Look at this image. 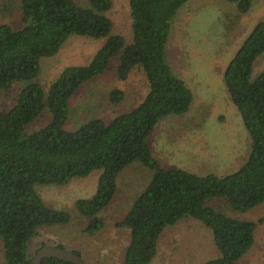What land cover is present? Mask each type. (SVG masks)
<instances>
[{
    "label": "trees",
    "instance_id": "16d2710c",
    "mask_svg": "<svg viewBox=\"0 0 264 264\" xmlns=\"http://www.w3.org/2000/svg\"><path fill=\"white\" fill-rule=\"evenodd\" d=\"M190 1L129 0L130 41L114 33L108 16L113 0H19L22 26L0 23V93L17 81L29 82L12 105L0 109V240L6 264H32L30 242L39 229L75 218L70 211L50 207L38 186L66 185L99 170L94 195L75 202L76 216L85 219L83 233L93 235L105 227L100 214L114 199L119 176L134 164L152 175L120 223L130 230L123 264H152L163 232L185 218L197 219L212 232L218 254L204 264H240L251 250L259 221L232 213L264 203V71L253 76L255 61L264 53V20L245 37L223 77L251 138L243 165L226 174L165 167L149 143L161 120L187 113L194 101L192 89L168 59L172 21ZM228 1L235 4L237 17L254 2ZM74 35L106 40L88 64L66 67L46 91L36 80L41 60L58 54ZM112 64L123 81L136 69L144 74L143 99L110 119L92 117L67 130L72 97ZM124 99L120 87L108 93L112 105ZM46 110L50 121L27 132ZM45 246L43 242L41 248ZM41 264L74 263L46 257Z\"/></svg>",
    "mask_w": 264,
    "mask_h": 264
},
{
    "label": "rangeland",
    "instance_id": "374dc122",
    "mask_svg": "<svg viewBox=\"0 0 264 264\" xmlns=\"http://www.w3.org/2000/svg\"><path fill=\"white\" fill-rule=\"evenodd\" d=\"M237 15L235 4L228 0H191L172 21L168 59L174 71L192 89L194 101L187 113L161 120L149 137L154 156L165 167H180L201 174H226L238 170L248 156L251 138L223 77L227 64L245 37L264 20V0H254L248 13ZM108 16L114 22V33L130 41L129 0H113ZM0 23L14 28L22 26L19 0H0ZM105 40L71 36L58 54L41 60L37 82L47 91L66 67L88 64ZM262 71L264 53L255 61L253 76ZM27 84L29 82L17 81L10 90L2 91L0 109L12 105L14 96ZM115 87L125 91V99L119 105L108 101V93ZM146 90V79L140 70L136 69L123 81L116 78L115 64H112L72 97L65 128L75 130L92 117L110 119L141 101ZM49 121L50 113L46 110L26 127V131H36ZM99 175L100 171L95 170L66 185L38 186L50 207L70 211L75 218L67 225L40 228L30 242L32 258L46 242L48 246L62 244L69 250L80 251L87 264H123L130 230L120 223L135 195L149 182L152 172L141 164H134L121 173L114 199L100 214L105 227L90 235L82 231L85 219L76 216L75 202L94 195ZM232 214L259 221L255 244L240 264H264V203L245 213ZM217 254L211 230L197 219L185 218L163 232L152 264H204ZM0 264H6L1 240Z\"/></svg>",
    "mask_w": 264,
    "mask_h": 264
},
{
    "label": "water",
    "instance_id": "95a60500",
    "mask_svg": "<svg viewBox=\"0 0 264 264\" xmlns=\"http://www.w3.org/2000/svg\"><path fill=\"white\" fill-rule=\"evenodd\" d=\"M55 257L74 264H87V262L74 251L57 246H45L41 248L32 260V264H41L43 258Z\"/></svg>",
    "mask_w": 264,
    "mask_h": 264
}]
</instances>
